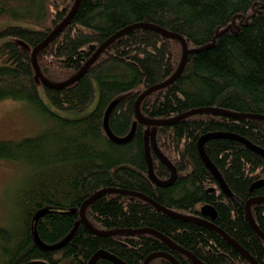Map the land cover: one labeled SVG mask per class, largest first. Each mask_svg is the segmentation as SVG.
Segmentation results:
<instances>
[{
  "label": "trees",
  "instance_id": "trees-1",
  "mask_svg": "<svg viewBox=\"0 0 264 264\" xmlns=\"http://www.w3.org/2000/svg\"><path fill=\"white\" fill-rule=\"evenodd\" d=\"M74 3L0 0V24L8 22L0 27V102L25 103L44 122L33 138L0 142V161L20 164L29 173L17 195L16 222L0 226V264H88L99 251L124 264H143L156 253L192 264L150 234L101 237L87 230L80 222L82 204L109 189L140 194L184 218H200L201 207L210 206L216 212L212 225L256 264H264V241L246 217V204L264 198V186L252 189L264 180V159L230 139L206 142L205 154L230 192L226 196L197 150L202 136L229 134L264 151V121L222 114L264 117V0H80L68 24L36 56L47 81L65 82L112 36L150 25L181 37L187 59L172 84L141 101V116L171 120L198 109L214 110L157 128L137 123L132 139L122 145L104 133L108 106L117 101L109 116L112 134L126 137L136 122V100L174 75L182 46L135 27L109 44L75 83L49 89L37 79L31 55ZM151 135L175 170L169 186L159 187L149 176L145 136L154 176L162 182L170 178L151 149ZM250 213L264 235V202L251 205ZM84 215L96 231H154L201 264H250L211 228L178 220L141 198L104 194ZM95 264L113 263L98 259ZM149 264L171 263L156 258Z\"/></svg>",
  "mask_w": 264,
  "mask_h": 264
},
{
  "label": "water",
  "instance_id": "water-1",
  "mask_svg": "<svg viewBox=\"0 0 264 264\" xmlns=\"http://www.w3.org/2000/svg\"><path fill=\"white\" fill-rule=\"evenodd\" d=\"M79 2L80 0H75V3L71 9V11L69 12V14L67 15V17L62 21V23L53 31L50 33V35L44 40V42H42L41 44H39L38 46H36L32 52L31 55V62H32V66L34 68L35 74L37 79L39 80V82L49 88V89H55V90H60V89H64L65 87L70 86L71 84L75 83L86 71L87 69L90 67V65L96 60V58L105 50V48L111 44L116 38L120 37L121 35L125 34L126 32H128L129 30L135 28V27H142V28H148L151 30H154L160 34H162L163 36L169 38V39H173V40H177L180 42L181 46H182V57H181V61L179 64L178 69L176 70V72L174 73V75L165 83L160 84L158 86L152 87L150 89H148L147 91H145L144 93H142L138 99L135 102L134 105V109H135V114H136V122L132 125L130 132L128 133V135L124 138H118L116 136H114L109 128V116L113 110V108L115 107V105L117 104V101L112 102L105 114H104V119H103V130L104 133L106 135V137L114 144L117 145H122V144H126L128 143L136 130V125L137 123L143 125V126H148V127H153V128H157V127H162V126H167V125H171L175 122H178L179 120L185 119L187 117H191L195 114H199V113H204V112H213L214 110L211 109H198L195 111H191L188 112L186 114H183L181 116H178L176 118H173L171 120H147L145 118H143L140 114V110H139V106L141 101L147 97L148 95L152 94L153 92L160 90L162 88H165L166 86L172 84L177 78L178 76L181 74L185 63H186V59H187V47L186 44L184 42V40L174 34H170L167 32H164L158 28H155L153 26L150 25H141V26H132V27H128L124 30H122L121 32H118L117 34H115L114 36H112L109 40H107L102 46H100L95 53L93 54L92 58L84 65V67L73 77H71L70 79L66 80L65 82L62 83H51L49 81H47L42 74L39 71L38 65H37V61H36V56L37 54L46 46L49 44V42H51V40L68 24V22L71 20V18L73 17V15L75 14L78 6H79ZM92 50H94V48H92ZM226 116H230V117H244V118H250V119H257V120H262L264 121V117L261 116H250V115H233L230 113H222ZM214 139H230L236 142H239L240 144H242L243 146H245L247 149L251 150L252 152H254L255 154L261 156L264 159V151L253 146L252 144H250L248 141L238 137V136H234V135H229V134H208L205 136H202L198 142H197V150H198V154L199 157L203 163V165L205 166V168L210 172V174L213 176V178L215 179L216 183L218 184V187L220 188V190L226 195L229 196L230 192L228 191L226 185L224 184L222 178L220 177V175L218 174V172L216 171V169L214 168V166L211 164V162L208 160L205 151H204V144L210 140H214ZM144 144H145V155H146V159H147V163H148V172H149V176L152 179V181L159 187H165V186H169L172 184V182L175 179L176 173L174 168L165 160V158L160 154V152L158 151V149L155 146L154 143V138L151 135L150 137V145H151V149L152 151L156 154V156L161 160V162L170 170V178L167 181H159L158 179H156V177L154 176L153 173V169H152V164H151V160H150V152H149V142H148V138L147 136H145L144 138ZM264 186V180H261L259 182H257L256 184H254L252 186V189L255 188H259ZM122 194V195H128V196H133V197H137V198H141L143 200H145L146 202L152 204L154 207H156L157 209H159L160 211H162L163 213L169 214L172 217L178 219V220H182L185 222H195L204 226H207L209 228H211L212 230H214L215 232H217L218 234H220L228 243H230L237 251H239L249 262L250 264H256V262H254V260L247 255L238 245H236L234 242H232L224 233H222L220 230H218L217 228H215L212 225V221L216 218V212L215 210L210 207V206H203L200 209V218H184V217H180L178 215H174L172 213H169L167 211H165L164 209H162L161 207L157 206L154 202L150 201L148 198L141 196L140 194H136V193H132V192H127V191H121V190H114V189H109V190H103L100 191L96 194H94L91 198H89L87 201H85L79 211L80 214V222L85 226V228L87 230H89L93 235L96 236H101V237H109V236H114V235H120V234H132V235H138V234H150L153 235L159 239H161L162 241H164L168 246H170L172 249L176 250L177 252H179L180 254L186 256L187 258H189L192 261V264H201L198 260H196L194 258V256H192L191 254L179 249L177 246H175L174 244H172L170 241H168L167 239H165L164 237H162L161 235H159L158 233L151 231V230H139V231H114V232H101V231H96L94 230L86 221L84 212L87 206L91 205L95 199H97L98 197H100L101 195L104 194ZM264 202V198H255V199H251L247 204H246V217L247 220L249 222V224L251 225V227L253 228V230L263 239L264 241V235H262V233H260V231L258 230L257 226L254 223V220L251 216L250 213V206L257 204V203H261ZM156 258H164L166 260H168L171 264H178V262L172 258L169 255L166 254H162V253H156V254H152L150 256L147 257V259L144 261L143 264H149L152 260L156 259ZM98 259H106L110 262H112L113 264H124L122 263L120 260L116 259L115 257L109 255L106 252L103 251H99L96 254H94L92 256V258L90 259V261L88 262V264H95V262ZM30 264H44V263H40V262H34V263H30Z\"/></svg>",
  "mask_w": 264,
  "mask_h": 264
},
{
  "label": "rangeland",
  "instance_id": "rangeland-1",
  "mask_svg": "<svg viewBox=\"0 0 264 264\" xmlns=\"http://www.w3.org/2000/svg\"><path fill=\"white\" fill-rule=\"evenodd\" d=\"M7 24L8 22L0 24V27ZM41 98L47 108L53 111L43 93ZM43 126L42 118L27 104L13 100L0 102V142H18L25 138H33L41 132ZM28 175V170L24 166L0 161L1 227H10L16 222L19 215L16 206L17 195L28 179ZM49 210L52 209H46V211Z\"/></svg>",
  "mask_w": 264,
  "mask_h": 264
}]
</instances>
